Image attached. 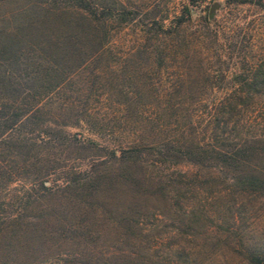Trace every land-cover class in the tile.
<instances>
[{"label": "trees", "instance_id": "obj_1", "mask_svg": "<svg viewBox=\"0 0 264 264\" xmlns=\"http://www.w3.org/2000/svg\"><path fill=\"white\" fill-rule=\"evenodd\" d=\"M129 5L0 0V264H43L58 248V264H227L221 221L264 203V51L231 74L199 70L205 40L182 31L189 4L172 18L167 2L146 4L144 51L185 56L173 86L129 90L154 102L128 96L109 124L88 102H43L91 60L125 52ZM225 80L217 95L199 85ZM82 122L121 132L97 141L66 129ZM239 255L264 264V250Z\"/></svg>", "mask_w": 264, "mask_h": 264}, {"label": "rangeland", "instance_id": "obj_2", "mask_svg": "<svg viewBox=\"0 0 264 264\" xmlns=\"http://www.w3.org/2000/svg\"><path fill=\"white\" fill-rule=\"evenodd\" d=\"M149 1L151 6L156 0H127L130 10H136V17L124 25L118 36L120 41L125 44L124 53L102 58L101 61L91 60L87 64L89 67L86 66L80 70L79 74L69 79L58 93L53 94L51 98H44L43 102L66 101L76 104L88 102L98 107L102 114L105 113L101 120L109 124L121 119L120 114L123 110L116 111L115 108L127 100L128 96H130L128 100L133 102H151L150 100L153 98L138 97L129 90L133 91L136 87L143 88L145 84L151 88L173 86L172 80L176 73L184 68L182 66L185 64V56L174 53L159 58L144 51L143 45L148 43V39L146 40V35L140 32L139 24L146 20L148 12L146 4ZM215 1L218 2V7L209 16L210 7ZM160 2H167L169 18L179 13L184 4H189L192 7V17L185 21L182 31L193 38L199 34L200 30L201 38L205 40V48L198 54L202 63L201 66H198L199 70H209L215 74L222 72L231 74L241 68L240 64L243 58H255L264 51V0H197L195 4L190 0H160ZM133 3L136 4L134 8L131 6ZM207 16L210 17V21L205 20ZM166 22L168 23L169 20L166 19ZM214 30H218L217 39ZM221 43L225 45V50L221 49ZM98 62L109 64L106 72L100 77L94 76L89 71L92 69L93 63ZM87 78L88 80L85 82L82 81ZM92 79L94 81L90 82ZM229 84L230 82L225 80L205 82L199 85L205 86V88H210L212 85L216 89L214 93L217 95L218 88L229 86ZM81 87L84 90L87 88L90 94L83 95ZM121 90L123 91L121 92ZM124 92H127V95ZM152 100V102L155 101ZM112 109L116 112L114 116H112ZM53 116L58 117V114ZM66 129L78 132L81 137H91L97 141L121 132L120 128L114 127L111 130L109 125H106L100 133H95L83 122L67 126ZM86 152L90 154L102 153L95 147ZM178 166L186 170L196 168L189 162L180 163ZM235 216L234 221L229 216L228 221H221L222 224L219 225L224 234H227L221 240L224 253L222 256L226 258L227 264H245L244 259L239 255L242 248L264 250V203L255 202L252 209H244ZM227 222H234L233 226L227 227ZM42 249L44 247L39 251L37 249L32 255L42 254ZM60 252L62 251L59 248L53 250V253L47 257L50 260L47 259L43 264H58L57 260L60 258L58 253ZM217 257L220 259V256Z\"/></svg>", "mask_w": 264, "mask_h": 264}, {"label": "water", "instance_id": "obj_3", "mask_svg": "<svg viewBox=\"0 0 264 264\" xmlns=\"http://www.w3.org/2000/svg\"><path fill=\"white\" fill-rule=\"evenodd\" d=\"M218 7V2H213L211 7H210V10H209V15L211 16L213 14V12L215 11V9Z\"/></svg>", "mask_w": 264, "mask_h": 264}]
</instances>
